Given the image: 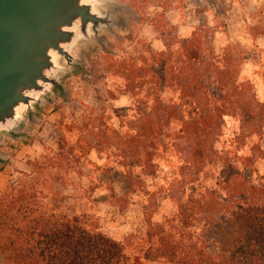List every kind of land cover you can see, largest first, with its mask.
<instances>
[{"label": "trees", "instance_id": "obj_1", "mask_svg": "<svg viewBox=\"0 0 264 264\" xmlns=\"http://www.w3.org/2000/svg\"><path fill=\"white\" fill-rule=\"evenodd\" d=\"M154 55L146 67H123L135 113L124 117L117 111L118 129L106 114L99 115L92 131L98 143L87 146L106 151L117 139L131 189L142 174L155 175L161 160L171 166L175 160L160 189L161 197L178 204L177 216L190 209L205 226L229 216L243 220L247 232L227 250L214 249L201 237L193 252L173 236L176 229L155 227L148 239L159 237L165 249L151 243L144 256L150 258L155 250L176 264H264V101L249 81L241 80L242 59H236L231 45L216 52L200 31L178 49L170 45ZM229 119L237 127L227 133ZM64 147L52 156L65 157ZM86 152L83 147L78 158ZM215 168V185L197 195L192 185L203 186ZM36 185L14 187L0 197L2 264H118L124 259L123 245L84 215L61 214L58 199L41 201L44 192Z\"/></svg>", "mask_w": 264, "mask_h": 264}, {"label": "rangeland", "instance_id": "obj_2", "mask_svg": "<svg viewBox=\"0 0 264 264\" xmlns=\"http://www.w3.org/2000/svg\"><path fill=\"white\" fill-rule=\"evenodd\" d=\"M109 4L116 9L118 24L102 32V41L80 42L74 50L76 65L59 75V83L25 114L19 127L2 133L0 197L14 187L37 184L44 192L41 201L53 204L58 199L61 214L84 215L90 225L123 245L124 259L118 264H176L161 251L144 256L151 243L165 249L159 237L148 239L155 227L176 229L173 236L193 252L201 237L214 249H230L247 232L243 220L226 216L205 226L190 209L179 218L178 204L161 197L160 187L167 183L175 160L172 166L161 160L155 175L142 174V181H135L131 189L117 139L106 151L87 145L98 143L92 131L99 115L106 114L107 122L118 129L117 111L124 117L135 113L123 67L132 63L146 67L155 53L170 45L178 49L196 31L216 52L233 46L236 59H242L241 80L249 81L264 101V0H109ZM165 94L171 96L172 91L167 88ZM236 127L229 119L225 131ZM63 144L66 154L73 147L71 156L53 157ZM83 147L87 152L78 158ZM216 173L215 168L202 180L203 186L192 185L197 195L215 185ZM180 231L184 235L179 236Z\"/></svg>", "mask_w": 264, "mask_h": 264}, {"label": "water", "instance_id": "obj_3", "mask_svg": "<svg viewBox=\"0 0 264 264\" xmlns=\"http://www.w3.org/2000/svg\"><path fill=\"white\" fill-rule=\"evenodd\" d=\"M109 0H0V139L77 63L84 41L118 24Z\"/></svg>", "mask_w": 264, "mask_h": 264}]
</instances>
